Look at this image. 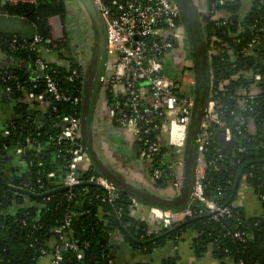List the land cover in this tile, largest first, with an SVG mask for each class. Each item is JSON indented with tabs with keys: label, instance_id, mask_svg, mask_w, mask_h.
Segmentation results:
<instances>
[{
	"label": "trees",
	"instance_id": "obj_1",
	"mask_svg": "<svg viewBox=\"0 0 264 264\" xmlns=\"http://www.w3.org/2000/svg\"><path fill=\"white\" fill-rule=\"evenodd\" d=\"M258 1L255 0L252 4L254 14L264 13L258 8ZM34 4L36 8L31 14V20L36 24L37 34L42 37L38 46L50 48L61 58L58 62L50 64L53 77L62 92L72 98L80 95L83 88L82 78L69 79L72 69L82 70L83 65L77 63L72 57V45L68 36L74 29L68 22L71 12L68 0H36ZM28 6V4L20 3L1 6V9L16 15L22 14ZM52 16L60 18L67 41L54 39L50 22ZM78 25L80 26V22ZM208 25L210 32H213L211 24ZM13 37L0 33L2 58L25 61L34 66L36 51L12 48ZM63 47L67 49L69 47L68 50L71 53L69 57L62 53ZM235 63L237 65L234 68L228 60L222 61L215 58L214 74L216 84L219 79L230 80V84L227 85L228 90L224 94L221 91L218 95L223 115L230 122L233 132L240 140V146L244 147L245 151L237 150L236 157L229 158L221 152L219 142L214 139L206 152V160L210 163L222 155V161H219L222 166L220 170H214L209 165L204 179L208 195L219 203L228 205L233 211V216L216 221L211 218L203 205H194L197 211L194 217L196 220L186 225L198 233L194 245L199 256L203 255L211 245L214 256L222 261V264H229L227 262L229 258H231V264H264V260L262 261L264 258V213L261 216L249 217L241 209L232 205L237 178L241 170L247 183L257 193H264V80L258 85L261 91L252 103L253 108L244 111L240 88L254 83L246 74L234 76L241 68L253 69L255 73L264 75V56L246 58L238 55ZM24 69L14 65L16 78L9 79L5 83L13 89L8 100L15 99L17 104L15 114L12 115L6 128V137L0 134V150L8 148L12 151L18 147H24L27 138L35 141L20 155V159L24 161L28 169V177H25L27 180L24 178L18 182L28 183L35 189L33 193L38 197L16 193L0 182V264H39L42 250L53 252L56 249L54 246L59 242L62 254V262L59 264H116L113 259L111 235L116 233L120 226L129 234L123 235L125 240L133 248L147 254L154 248L165 245L170 239L178 240L186 227L171 231L165 228L158 233L150 234L147 224L132 215V201L123 193L120 198L109 204L105 189L91 183L88 184L87 192L83 190L87 184L72 188L73 195L69 198V188L66 189L62 179L69 171L70 157L62 145L53 143L50 137H56L61 131L60 116L74 112L79 114L80 109L75 108L73 100L53 103L50 95L46 96L44 101L46 104L52 102L56 110L51 106L46 111L37 110V102H33L34 108L29 103L21 102L30 92L39 95L46 86L41 78H32ZM16 84H21L23 89L18 90ZM239 113L244 114V123L238 118ZM251 120L258 128L257 133L253 135L248 131V123ZM39 146L40 152L37 151ZM51 172H54V176H49ZM80 173L81 177L87 180L95 172L80 170ZM48 193L49 195L44 196ZM170 194L174 195V192L170 190ZM110 207L114 210L119 222L111 214ZM68 215H71L73 219L67 228V238L76 242L78 250L65 248L59 240V235L54 231L65 222ZM235 231H240L245 240L235 237L233 234ZM172 263L168 260L163 264Z\"/></svg>",
	"mask_w": 264,
	"mask_h": 264
},
{
	"label": "built area",
	"instance_id": "obj_2",
	"mask_svg": "<svg viewBox=\"0 0 264 264\" xmlns=\"http://www.w3.org/2000/svg\"><path fill=\"white\" fill-rule=\"evenodd\" d=\"M96 1L108 23L109 59L102 101L107 103L113 124L129 133L138 142L139 158L149 174L148 183L162 185L170 179L169 188L177 194L182 183L183 154L194 104L195 85L194 64L186 46L187 34L181 11L173 0ZM254 1L208 0V7L205 9L195 0L203 22L212 68L210 97L202 123L197 180L190 207L177 212L158 207L149 208L151 217L160 222L162 229H171L175 224L194 218L197 214L194 205H203L216 221L233 216V211L228 205H223L208 195L204 183L209 165L214 170H220L222 166L219 163L222 161V155L210 163L207 162L206 152L210 143L215 139L218 130L223 129L228 134L233 132L230 122L223 115L218 95L219 92L222 91L224 94L228 90L230 80L219 79L216 84L214 60L215 58L228 60L232 63L231 67L235 68L238 55L246 58L264 56V13H253ZM35 2L36 0H0V14L15 15L3 11L1 6L20 3L31 5ZM257 5L264 11V0H259ZM208 24L213 27V32H210ZM41 41L42 37L36 33L30 41L14 36L11 42L14 49L36 51L34 68L46 85L42 93L38 95L30 92L21 102L31 104L32 108L35 106L33 102H37L41 104L40 110L46 111L50 106L54 110L57 109L52 102L45 103L44 99L48 95L53 98V103L73 100L75 108L80 109L79 114L74 112L60 116L61 131L56 137H50L53 143L62 145L70 157L69 171L62 179V183L69 188V198H72V188L75 186L85 183L87 185L83 190L87 192L88 184H98L105 189L109 202H113L120 198L121 192L112 183L96 173H92L87 180L81 177L80 170L93 171L81 142L83 88L81 94L73 98L62 92L50 69L51 62L58 60L53 61L47 57L46 52L52 50L39 47ZM2 57L3 54H0V71L3 70L0 75V87L8 98L13 89L5 83L16 78V74L12 64H2ZM83 73V69L73 68L69 79L82 78L83 83ZM240 74L248 75L254 83L240 88L243 96L241 104L243 110L247 111L253 108L252 103L261 91L258 85L264 80V75L255 73L253 69L241 68L234 76ZM16 85L18 90L23 89L21 84ZM11 101L14 105L17 104L15 99ZM238 118L242 123L245 122L244 114L239 113ZM33 142L35 143L27 138L26 146L16 148V154L20 156L25 149L34 144ZM168 149L171 150V159L168 158ZM40 150L39 146L37 151ZM238 150L242 152L245 148L240 146ZM49 176H54V172ZM161 180L164 182H160ZM26 188L32 193L35 192L29 184ZM258 194L264 201V193ZM140 207L145 206L132 201V215L134 210ZM72 219V216L68 215L65 222L54 231L59 235V240L65 248L78 250L76 242L67 238V228L71 225ZM233 234L245 240L240 231ZM59 243L54 246L56 249L53 252L42 250L40 259L49 258L50 264L62 262Z\"/></svg>",
	"mask_w": 264,
	"mask_h": 264
},
{
	"label": "water",
	"instance_id": "obj_3",
	"mask_svg": "<svg viewBox=\"0 0 264 264\" xmlns=\"http://www.w3.org/2000/svg\"><path fill=\"white\" fill-rule=\"evenodd\" d=\"M177 3L186 30V46L190 52V57L194 64L195 85H194V104L187 130L185 148L182 165V183L177 194H170V179L164 184H138L123 175L121 172L112 168L100 154L95 137V120L97 110L100 108L103 87L106 83L107 68L109 59L108 45V23L96 0H75L83 9L88 19L91 36L85 42V37L80 45V56L76 62L83 65V91L81 105V142L84 151L87 153L91 168L99 176L112 183L121 193L126 195L131 201L140 203L146 208L158 207L163 210L177 212L190 207L194 196L195 183L197 180V170L199 163L200 135L202 123L208 107L210 88L212 83V68L208 53L207 42L201 21L200 11L195 0H173ZM74 3L69 4L72 10ZM35 4L28 6L21 15L0 14V33L8 36H17L21 40H32L37 33L36 24L31 20V14L35 10ZM69 16L72 17L71 12ZM88 47H87V44ZM73 50H76V42H71ZM82 46V47H81ZM178 91V89H176ZM1 87L0 94L2 95ZM5 96L6 93H5ZM9 144V139L7 138ZM12 155V157L8 156ZM15 150L7 148L0 150V182L8 189L16 193L28 196H37L26 188L28 183L19 182L13 178L15 167L7 168V164L16 156ZM12 168V169H11ZM243 169V168H242ZM12 172V174H9ZM242 170L237 178V185L240 184ZM27 180V178H25ZM85 184V183H82ZM68 187H66L67 189ZM51 193V192H50ZM45 194L44 196H47ZM109 203L108 198H106ZM110 204V203H109ZM111 206V205H110ZM111 208V207H110ZM111 214L119 222L114 210ZM196 220L191 218L183 223L177 224L171 230H176L182 226ZM129 235L120 226V229L111 235L112 241L117 240L115 235ZM264 258H262V261Z\"/></svg>",
	"mask_w": 264,
	"mask_h": 264
},
{
	"label": "crops",
	"instance_id": "obj_4",
	"mask_svg": "<svg viewBox=\"0 0 264 264\" xmlns=\"http://www.w3.org/2000/svg\"><path fill=\"white\" fill-rule=\"evenodd\" d=\"M55 17L56 16L50 19L53 27V36L57 40H62L63 29L59 27V22ZM72 41H74V39L70 41V44ZM76 48V50H73V48L71 49L72 57L75 59L80 56V45L78 43L76 44ZM65 51L67 50L63 49L62 53L64 54ZM46 54L50 60L55 61L61 59L60 56L51 51L46 52ZM1 62L3 65L7 63L12 64L13 66L18 65L23 69L25 68L26 70H24L27 71L32 78L38 77L37 70H35L34 66L30 65L28 62L13 61L10 59L7 60V58L2 59ZM41 108V104L36 106L37 110ZM14 114V102L8 100L7 96H2L0 94V134L4 137L7 135L6 128L8 122ZM94 129L97 148L105 161L108 162L112 168L125 175L126 178L138 184L147 185L149 181V174L145 171V164L139 158L138 142L135 141L129 133L116 127L111 121L110 116L108 117L107 115L106 117H102L101 108L97 110ZM248 131L252 135L256 134L258 131V128L253 120L248 123ZM97 133L101 135V138H98ZM215 141L219 142L221 152L225 156L232 159L236 157V152L240 147V140L236 133L231 132V134H228L223 129L218 130L215 136ZM105 145H107L108 148L105 149ZM110 147L116 154L114 158L108 156L109 152H111L109 151ZM168 150V158L171 159V150ZM8 156L12 157L10 154H8ZM10 166H12V168L15 167V170L13 171V178L16 182L28 177V169L25 164L12 160L7 164V168H10ZM232 205L241 209L249 217L261 216L264 213L263 200L247 183V179L243 175L241 177L240 184L237 185L236 183ZM133 216L137 220L145 222L148 226L149 232L158 233L162 230L160 222L151 217L148 208L140 207L137 210H134ZM176 225L177 224H175V226ZM183 227H186V229L183 230V233L178 240L170 239L165 245L154 248V250L148 254L133 248L125 240L123 235L120 236V234L117 233L115 235L117 240H114L112 243L114 262L116 264H163L165 261L171 260L173 262L172 264H222V261L214 256L213 247L211 245H209L208 250L204 252L203 255L199 256L194 245L195 238L198 235L197 231L187 227V225L182 226V229ZM230 260L231 259H228L227 261L229 264H231ZM39 264H50V259L46 257L42 258L40 259Z\"/></svg>",
	"mask_w": 264,
	"mask_h": 264
},
{
	"label": "rangeland",
	"instance_id": "obj_5",
	"mask_svg": "<svg viewBox=\"0 0 264 264\" xmlns=\"http://www.w3.org/2000/svg\"><path fill=\"white\" fill-rule=\"evenodd\" d=\"M72 3H74L75 5H73V7H72V10H71V15L74 13L75 14V16L74 17H78V16H80V15H82V16H86L85 15V12L83 11V9L79 6V4L78 3H76L75 2V0H68V4H72ZM197 3L199 4V3H201L202 5H203V7L205 8V9H207V7H208V0H197ZM52 17H54V16H52ZM51 17V18H52ZM69 17V19H68V22L71 24L73 21H74V17H71V16H68ZM50 18V19H51ZM56 18V20L59 22V27L61 28V29H63L62 28V22H61V20H60V18L58 17V16H56L55 17ZM84 25V24H83ZM85 27H86V25H84V26H79L78 25V27L75 29V30H73V32H70V34H69V40L71 41V40H73L74 39V41H76V42H81L82 41V39H83V29H85ZM60 29V30H61ZM62 33H63V31H62ZM62 41H67V36L66 35H64V33L62 34ZM71 36L73 37V38H71ZM79 42H78V44H79ZM62 50L63 49H65V50H67V51H65V53H64V55L65 56H69L71 53H70V51L68 50L69 49V47H68V49H67V47H63V48H61ZM180 51V49H178L177 50V52H179ZM100 108H101V110H102V117H106L107 115H108V117H109V110H108V108H107V103L105 102V101H103L101 104H100ZM98 135V138H101V135L99 134V133H97ZM104 148L106 149V148H108V146L107 145H105L104 146ZM109 151H111V152H109V155L108 156H110V157H112V158H114V156H116V154H115V152L111 149V147H110V149H109ZM12 160H14L15 162H21V163H23V164H25L24 163V161L22 160V159H20V156L19 155H16ZM85 168V167H84ZM140 168V167H139ZM8 173H9V171H8Z\"/></svg>",
	"mask_w": 264,
	"mask_h": 264
},
{
	"label": "flooded vegetation",
	"instance_id": "obj_6",
	"mask_svg": "<svg viewBox=\"0 0 264 264\" xmlns=\"http://www.w3.org/2000/svg\"><path fill=\"white\" fill-rule=\"evenodd\" d=\"M75 16V14L73 13L72 14V17H74ZM80 22V26L82 25V26H84V25H86V27H85V29H83V35H84V37H85V42L86 41H88V37H90L91 36V29H90V25H89V22H88V19H87V17L85 16H82V15H80V16H76V17H74V21L70 24V27L72 28V29H74L75 30V28H76V26H77V24ZM84 24V25H83ZM78 27V26H77ZM62 28H63V25H62ZM63 33H64V30H63ZM64 35H65V33H64ZM73 42H76V41H73ZM79 42V41H78ZM78 42H76V44L78 43ZM82 42V41H81ZM81 42H79V45H81ZM2 96H5V93L4 92H2Z\"/></svg>",
	"mask_w": 264,
	"mask_h": 264
}]
</instances>
